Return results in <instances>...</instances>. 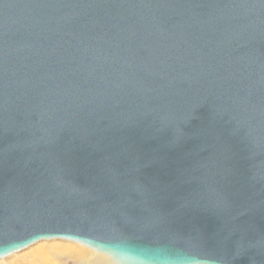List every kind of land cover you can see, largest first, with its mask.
Returning a JSON list of instances; mask_svg holds the SVG:
<instances>
[{
    "label": "water",
    "instance_id": "water-1",
    "mask_svg": "<svg viewBox=\"0 0 264 264\" xmlns=\"http://www.w3.org/2000/svg\"><path fill=\"white\" fill-rule=\"evenodd\" d=\"M155 219L264 264V0H0V240Z\"/></svg>",
    "mask_w": 264,
    "mask_h": 264
},
{
    "label": "clouds",
    "instance_id": "clouds-1",
    "mask_svg": "<svg viewBox=\"0 0 264 264\" xmlns=\"http://www.w3.org/2000/svg\"><path fill=\"white\" fill-rule=\"evenodd\" d=\"M0 264H230L199 234L161 229L159 220L132 232L105 226L87 232L40 228L0 240Z\"/></svg>",
    "mask_w": 264,
    "mask_h": 264
}]
</instances>
